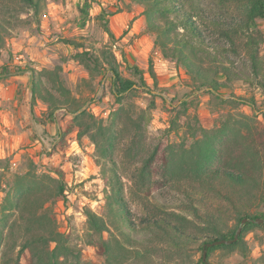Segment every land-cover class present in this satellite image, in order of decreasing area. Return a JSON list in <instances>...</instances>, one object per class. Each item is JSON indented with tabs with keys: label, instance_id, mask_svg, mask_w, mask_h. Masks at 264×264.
Masks as SVG:
<instances>
[{
	"label": "rangeland",
	"instance_id": "374dc122",
	"mask_svg": "<svg viewBox=\"0 0 264 264\" xmlns=\"http://www.w3.org/2000/svg\"><path fill=\"white\" fill-rule=\"evenodd\" d=\"M37 1L38 8L25 0H0V32L4 37L0 48V216L19 186L40 194L26 211L15 210L11 220L18 219V227L3 233L4 261L9 262L5 264H15L19 256L18 247H11L25 231L24 226L33 225L29 212L48 216L43 225H54L75 250L60 256V264H135L140 248L136 243H126L128 257L123 262H111L102 246L103 240L114 243L116 236L123 240L111 222L106 200L111 187L105 177L111 178L114 171L125 184L136 224L152 214L175 210L205 226L209 214L221 210L223 220L234 226L233 201L240 205L237 195L221 187L217 194L197 193V182L178 168L190 166L196 140L205 131H217L227 120L232 123L254 114L251 106L238 101L239 97L255 99L257 126L264 127V87L246 79L252 70L247 37L233 31L228 37L219 27L243 19L241 3L228 2L220 8L207 0L209 17L197 18L209 50L220 51L219 57L223 56L234 73L228 87L210 92L181 63L163 57L155 46V35L147 29L143 5L132 0H92L85 14V0ZM133 3L138 6L136 11L145 15L144 27L133 35L134 19L121 29L112 18L114 14L106 20L100 15L104 9L117 13ZM106 21L114 37L108 33ZM257 23L264 34V19ZM103 58L111 60L125 78L139 81L140 75L133 68L136 65L155 93L138 88L119 99ZM204 65L216 64L207 59ZM32 74L40 81L34 97ZM219 77L225 80L224 74ZM92 116L117 136L111 157L103 155L101 148L106 145L97 147L90 133H84L92 126ZM112 158L119 169L113 166ZM148 158H152L150 171L147 182L141 185V166ZM63 184L65 192L59 196ZM262 194L264 183L255 189L254 203L247 208L250 213H264ZM193 205L200 208L199 217L191 210ZM88 210L103 216L110 229L103 233L92 229ZM262 224L247 231L245 244L234 251L216 249L208 258L210 264L260 263L264 253ZM135 236L142 241L151 238L144 230ZM199 245L196 241L187 250V264H204ZM153 258L165 259L158 253H153ZM20 260L30 264V252L25 251Z\"/></svg>",
	"mask_w": 264,
	"mask_h": 264
},
{
	"label": "trees",
	"instance_id": "16d2710c",
	"mask_svg": "<svg viewBox=\"0 0 264 264\" xmlns=\"http://www.w3.org/2000/svg\"><path fill=\"white\" fill-rule=\"evenodd\" d=\"M31 6L38 8L37 0H25ZM144 6L143 13L146 15L147 29L155 35V46L158 47L165 59L181 63L187 72L196 80L199 85L206 87L210 92H218L222 88L228 87V81L233 73L232 68L227 65L220 51L212 53L205 41L203 31L197 23V18H207V0H132ZM92 0H85L83 11L89 13ZM228 2H239L243 7V19L238 22L229 23L226 26L220 24V29L225 35L230 31L244 33L247 37L246 46L249 49L252 70L246 77L251 83H259L264 87V55L261 54V47L264 44V34L258 27V20L264 19V0H213L214 6L218 4L226 5ZM221 8V6H220ZM115 10L104 9L100 14L106 20L108 15L115 14ZM1 25V23H0ZM225 26V27H224ZM108 33L114 37L109 22L106 21ZM229 37V36H228ZM4 43V37L0 32V48ZM207 59H212L216 65L205 66ZM103 64L108 67L114 85V94L119 99L128 91L143 88L147 92L155 93L143 77V71L134 65L135 73L140 75V80L125 78L121 75L115 64L108 58H103ZM225 75V80L219 77ZM238 77V74L235 73ZM155 77V76H154ZM240 78V77H239ZM40 81L32 74L31 90L33 97L38 93ZM156 84V78L154 79ZM240 103L249 105L254 110L253 115H246L240 119L225 121V124L217 131H205L203 137L197 138L194 156H191L189 167H179L185 175L197 182L198 191L204 195L206 192L219 193L218 190L226 188L230 195L236 194L237 201H233L236 211V224L230 226L222 217V211L209 214L205 219L207 224L201 226L183 212L168 211L156 213L144 218L141 224H136L131 217L129 202L125 193V184L120 173L114 171L111 178L105 177L106 183L111 190L106 194L108 211L111 222L122 234L123 240L118 236L112 243L108 240L102 241L104 251L110 261L127 259V244L136 243L140 248L137 249L138 260L135 264H174L173 260L182 262L175 264H187L185 256L191 245L200 241V249L204 250L207 242L217 239H233L242 220L248 217L250 220L243 225L242 233L237 241L231 244H218L208 247V258L218 248H224L228 252L234 251L238 246L245 244L244 234L253 227H262L255 220L263 216L264 213H250L248 207L254 203L255 189L259 184L264 183V127L260 129L256 122V104L254 98L239 97ZM178 104L173 102V106ZM150 112V111H149ZM84 114V111L81 112ZM53 115V112H51ZM146 117V114H143ZM92 128L89 126L84 133L89 132L90 137L97 147H102L105 157H111L110 153L115 148L117 136L110 127L96 121L92 116ZM151 118L148 114V120ZM140 125L139 120L135 123ZM95 127V130H94ZM103 140V142H102ZM152 158L144 160L141 166V173L138 178L144 185L147 181V173L150 171L149 163ZM113 166L119 169L116 160L111 159ZM172 166V168H171ZM170 168L174 171L171 164ZM113 169V168H112ZM177 169V167H176ZM24 188L22 185L16 190L15 196L10 206L4 208L0 216V264L9 263L4 261L6 253L2 250L4 232L6 229L14 230L18 227L19 220L12 221L15 210L28 209L36 200L40 199V194L31 188ZM65 192V185H61L59 196ZM230 198L229 196H227ZM232 199V198H230ZM264 203V194L260 197ZM191 210L198 217L200 208L193 205ZM159 211V210H158ZM88 221L91 228L96 232L103 233L108 231L110 226L103 216L88 210ZM28 218L34 220L33 225L27 223L25 231L20 237L14 239L12 249L18 247L19 256L15 264H21L20 257L25 251L30 252V264H60V256L68 252L75 251L64 238L63 234L57 231L56 227L50 225L45 227L44 220H48L45 214L36 215L29 212ZM144 230L151 235L146 240L136 239V232ZM19 239H21L19 241ZM52 244H54L52 246ZM153 253H158L163 258L156 260ZM200 261L203 262L202 256ZM114 264V262H112ZM258 264H264V253Z\"/></svg>",
	"mask_w": 264,
	"mask_h": 264
},
{
	"label": "crops",
	"instance_id": "0c3cea01",
	"mask_svg": "<svg viewBox=\"0 0 264 264\" xmlns=\"http://www.w3.org/2000/svg\"><path fill=\"white\" fill-rule=\"evenodd\" d=\"M130 3V1H129ZM137 4L133 3L130 8H124L123 11L117 12L112 16L113 20L118 28H124L129 25L130 21L134 19V27L130 31V34L138 32L144 27L145 15H141L139 11H136Z\"/></svg>",
	"mask_w": 264,
	"mask_h": 264
},
{
	"label": "water",
	"instance_id": "95a60500",
	"mask_svg": "<svg viewBox=\"0 0 264 264\" xmlns=\"http://www.w3.org/2000/svg\"><path fill=\"white\" fill-rule=\"evenodd\" d=\"M249 220H250V219H249L248 217H245V218L242 220V222H241L240 226L238 227L237 232H236V234H235V236H234L233 239H217V240H214V241H212V242H207V243L204 245V250H203V255H202L203 263H204V264H210V262H209V260H208V247L213 246V245L223 244V243H225V244H231V243L237 241L238 238H239V235L242 233L243 225H244L245 223H247ZM255 221H256L258 224H262V223L264 222V218H258V219H256Z\"/></svg>",
	"mask_w": 264,
	"mask_h": 264
}]
</instances>
